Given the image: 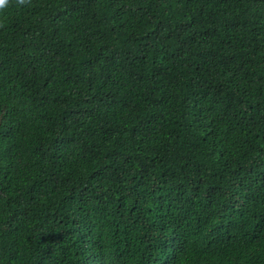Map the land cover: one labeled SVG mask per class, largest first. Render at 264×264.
<instances>
[{"label": "trees", "instance_id": "trees-1", "mask_svg": "<svg viewBox=\"0 0 264 264\" xmlns=\"http://www.w3.org/2000/svg\"><path fill=\"white\" fill-rule=\"evenodd\" d=\"M0 264H264V0L0 4Z\"/></svg>", "mask_w": 264, "mask_h": 264}, {"label": "snow or ice", "instance_id": "snow-or-ice-1", "mask_svg": "<svg viewBox=\"0 0 264 264\" xmlns=\"http://www.w3.org/2000/svg\"><path fill=\"white\" fill-rule=\"evenodd\" d=\"M5 2V0H0V4H3Z\"/></svg>", "mask_w": 264, "mask_h": 264}]
</instances>
